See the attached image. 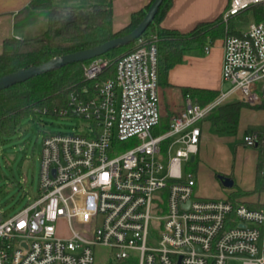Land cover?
<instances>
[{"label":"built area","instance_id":"2783aa9c","mask_svg":"<svg viewBox=\"0 0 264 264\" xmlns=\"http://www.w3.org/2000/svg\"><path fill=\"white\" fill-rule=\"evenodd\" d=\"M260 4L230 0L223 21ZM223 43L227 90L205 107L186 95L162 135L152 133L162 122L153 36L117 61L113 78L99 80L107 59L87 64L92 87L72 92L58 112L83 120L81 131L48 135L38 198L8 218L0 210V264H95L103 248L113 264H264V212L198 196L185 170L217 107L264 105V21ZM243 140L255 147L259 138Z\"/></svg>","mask_w":264,"mask_h":264},{"label":"trees","instance_id":"16d2710c","mask_svg":"<svg viewBox=\"0 0 264 264\" xmlns=\"http://www.w3.org/2000/svg\"><path fill=\"white\" fill-rule=\"evenodd\" d=\"M154 0H152L151 4ZM132 15L130 23L120 31L113 30V10L111 6L79 9L75 7H56L52 0H32L28 7L16 17L17 26H28L44 20L48 27L40 36L34 38L7 39L0 55V78L8 74L40 65L56 57L97 47L107 41L131 33L144 19L150 5ZM173 0H164L154 21L141 38L153 36L158 46L159 85L167 84L169 71L184 61L187 52L198 50L205 53L207 46L231 35H239L233 18L223 21V15L211 22L197 24L189 32L165 29L163 19L172 8ZM255 22L264 21V4L250 8ZM247 10V11H248ZM134 43L117 47L101 56L113 58L99 80L115 76L116 63L120 58L136 49ZM99 57V58H101ZM90 61L68 64L59 69L43 73L25 82L15 84L0 91V138L16 133L24 119L31 115L59 116V110L69 105V96L74 91L90 88L93 82L85 76V67ZM188 95L195 103L207 106L219 97V92L208 89H188ZM247 105L242 102L226 103L217 107L209 116L219 134H235L241 110ZM258 109H264V105ZM57 111V112H56ZM167 129L169 120L162 119ZM249 133L258 136L257 148L260 160L257 167L258 177L254 192L264 189V128H250ZM251 192L236 191L230 197L235 205L244 202L239 199ZM134 264V263H125Z\"/></svg>","mask_w":264,"mask_h":264},{"label":"crops","instance_id":"0c3cea01","mask_svg":"<svg viewBox=\"0 0 264 264\" xmlns=\"http://www.w3.org/2000/svg\"><path fill=\"white\" fill-rule=\"evenodd\" d=\"M31 1L0 0V55L7 39H29L41 35L36 26L46 24L44 20L31 26L16 25L18 13L28 7ZM52 1L54 6L61 8L90 9L111 6L115 32L125 28L134 13L152 2V0ZM173 4L161 26L185 33L199 23L211 22L223 15L229 8L230 0H173ZM224 52L223 40L217 41L208 54L198 50L187 52L183 63L169 71L167 84L159 85L162 119L167 121L182 110L190 88L215 90L219 94L227 90L225 86L227 84L222 81ZM241 112L238 131L235 134H219L209 118L203 123L199 151L193 161L197 162L194 172L197 180L196 192L203 198L224 199H229L239 190L251 192L239 200L252 209L264 212V189L254 192L258 177L257 167L261 159L260 151L256 146L245 145L243 140L246 135L251 134L250 128H264V109L246 106ZM218 175L231 178L234 181V188H225Z\"/></svg>","mask_w":264,"mask_h":264},{"label":"rangeland","instance_id":"374dc122","mask_svg":"<svg viewBox=\"0 0 264 264\" xmlns=\"http://www.w3.org/2000/svg\"><path fill=\"white\" fill-rule=\"evenodd\" d=\"M236 28L247 30L255 23L251 10L245 11L233 18ZM47 29L48 24L36 26L39 34ZM113 62V58H105ZM228 88V84L225 85ZM83 120L77 117H63L53 115H31L24 119L20 129L10 135L0 138V210L4 218L13 216L29 204L33 203L39 195L41 150L44 139L54 133L71 134L81 131ZM166 123L152 130L153 135H162L166 130ZM135 146L134 142L127 143L122 150ZM197 162L186 165L187 171L195 172ZM95 264H113L107 249L97 251ZM227 264H241L238 260H230Z\"/></svg>","mask_w":264,"mask_h":264},{"label":"water","instance_id":"95a60500","mask_svg":"<svg viewBox=\"0 0 264 264\" xmlns=\"http://www.w3.org/2000/svg\"><path fill=\"white\" fill-rule=\"evenodd\" d=\"M163 1L164 0H154L153 3L150 5L144 19L133 31H131V33L107 41L101 45H98L97 47L78 51L75 52V54L72 53L65 56H61L60 58L56 57L53 60H50L46 63L32 66L26 69H21L17 72L1 77L0 91L7 89L8 87L13 86L15 84L25 82L43 73H47L49 71L59 69L68 64L94 60L103 55L105 56L107 52L117 47L134 43L135 41L139 40L142 37V35L146 32V30L149 28L151 23L154 21L155 16L157 15ZM194 160H195V156H192L191 161L193 162ZM218 179L225 188L227 189L234 188L233 187L234 181L231 178L225 175H218Z\"/></svg>","mask_w":264,"mask_h":264}]
</instances>
